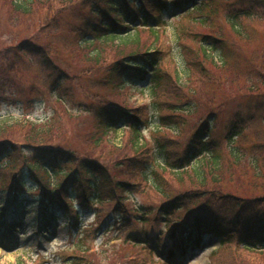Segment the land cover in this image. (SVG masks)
Returning <instances> with one entry per match:
<instances>
[{
    "label": "rangeland",
    "instance_id": "rangeland-1",
    "mask_svg": "<svg viewBox=\"0 0 264 264\" xmlns=\"http://www.w3.org/2000/svg\"><path fill=\"white\" fill-rule=\"evenodd\" d=\"M199 1L202 0H197ZM241 4L239 0H214L213 6L218 9V12L206 15L210 19L205 23L179 17L175 14L176 12H173L163 16L164 20L172 23V27L165 26L156 30L154 34L148 30H140L135 43H122L119 39L113 42H102L103 40L99 39L92 44H83L76 38L66 41L67 38L62 39L59 36L60 32L65 31L63 28L68 29L70 23L72 24L76 19L81 20L86 14L84 0L69 3L41 2L34 8V15L30 18L15 17L8 8L1 6L0 51L14 50L18 44L26 40L39 46L43 56H52L51 50H60L58 55L61 59L57 57L55 59L75 69H79V66L93 65L94 67V56L95 60L97 59L96 62H112L119 57V49L126 53H138L144 50L161 53L160 64L162 75L165 77L162 83L163 88L156 92H150L146 89L148 86L143 84L125 85L122 89H116L113 92L108 88L90 86L86 80L82 81L85 88L107 97L114 105L142 109L143 118L150 119L141 131L138 151L132 146L133 136L130 129L110 130L100 149L96 150L98 154H91L90 157L106 166L116 180L137 182L138 177L135 172H139L138 161L139 156H142L141 149L148 148L152 152L157 139L169 149L173 148L175 151L183 149L192 142L194 132L205 122L208 112L213 111L216 116L211 122V138L217 142L216 149L220 151L223 166L219 176L220 183H213L208 177L207 187L210 191L227 197L226 200L211 202L213 205H224L221 209L227 211L235 201L229 196L231 194V196L248 197V199L264 194L250 179L249 170L244 167L245 163L232 166L230 156L232 149L239 148L247 152L244 159L249 158L254 151L251 148L253 144L264 141V124L260 122L242 123L238 122V116L235 117L239 110H242L245 118L247 117L245 110H247L249 99H256V95L254 97L240 95L225 101L218 107L208 104L211 98L224 94L229 82L225 84L228 76L225 74L221 76L214 71L211 74L218 76L220 80L205 82V61L198 62L201 59L198 53V40L209 34L234 40L236 49L245 53L248 59H252L250 56L253 53L264 48V20L258 17H242L240 22L242 27L246 28L244 32L247 39H240L230 28L225 15L231 11L243 9ZM202 15L205 16L203 13ZM154 16H157V13ZM67 37H71L70 34ZM187 51L190 52L187 54ZM184 54L187 57L194 55L199 66L204 68L201 74V70L193 68L191 73L184 75L182 70L189 68ZM42 55L35 59H41ZM35 59H21L20 64L11 73V81L0 83V123L10 126L13 123L27 120L41 127L51 121L50 127L53 132L51 134L55 135V138L65 140L82 154H88L89 151L93 153L84 140L86 135L96 128L98 120L92 113L83 112L80 103L92 101L94 94L89 93L82 96L80 89L75 91L78 94L76 102L58 101L57 96L50 92L47 74L37 65L38 60L35 61ZM243 66L242 61L233 65L234 71H239L244 79L247 74ZM223 72L226 73L225 70ZM176 74L182 79L179 83H184V85H179L182 87L181 92H176L177 88H175L173 90L176 93H170V89L177 82ZM168 80L170 83L166 84ZM187 86L191 88L190 91ZM24 91L30 93L23 95ZM258 91L264 92V87ZM190 92H195V94ZM252 92L257 91L252 90ZM238 103L242 106L239 107ZM175 106L187 110L186 112H174L172 107ZM253 111L255 110H251ZM161 116L166 118L165 123L157 119ZM25 128L27 127L14 126L11 131L23 133ZM239 130L243 132L236 138L234 137V143H231L228 137ZM15 155L18 154L15 153ZM130 157H134V160L128 162ZM2 164L8 166L5 162ZM163 169L157 164V170L168 180L171 192L191 189L187 180L188 176H183L178 180L177 173ZM128 170H133L131 171L134 175L133 179L125 175ZM8 172V167L2 171L5 176H8ZM24 185L32 189L37 184L28 179ZM4 186L11 188L12 185L0 183V187ZM20 189L17 187L16 192L20 195L19 200H24V204L19 203L23 206L21 208L16 203L12 204L14 190L5 188L0 191V264H166L162 259L166 254L164 243L150 242L154 250L151 252L140 243L143 240L138 232L145 227V233L150 234L151 237L165 227L166 221L170 223L167 226L170 229L177 220L181 221L186 215H190L183 210L175 212L172 218L150 215L148 224L142 226L133 223L128 218L125 222L123 216L117 214L114 201L94 203L88 207L74 202L73 206L78 215L74 216L71 212V217L61 218L59 224H46L42 230H38L36 226L39 218L36 208L38 191L33 189L26 192V196H22ZM129 197L126 204L120 206L125 213L132 211L131 208L134 205L144 206L150 211L163 201L162 194L145 182H142ZM261 204V202L253 201L249 209H255ZM12 205H14L13 208ZM125 213H123L124 217ZM8 216L11 219L9 223L5 222ZM67 221L71 223L68 224ZM252 230H254L253 227H248L244 229V232L249 234ZM230 231L232 228H229ZM234 236L236 237H228V242L223 245H220L223 237H206L201 247H193L188 254L187 261L175 260L170 264H215L227 255L231 256L222 260L223 264H264V252L259 249H246L242 243H238L240 241L238 236L236 234ZM134 237H137L139 241H130Z\"/></svg>",
    "mask_w": 264,
    "mask_h": 264
},
{
    "label": "trees",
    "instance_id": "trees-1",
    "mask_svg": "<svg viewBox=\"0 0 264 264\" xmlns=\"http://www.w3.org/2000/svg\"><path fill=\"white\" fill-rule=\"evenodd\" d=\"M45 1L69 3L78 0H0V8L1 6L8 8L15 17L30 18L34 15V8ZM213 3L214 0H204L201 3H197L196 0H89L88 2L84 0L87 12L81 20L79 19L80 23L78 24L79 20L76 19L69 24L68 29L63 28L65 31L60 32L59 36L62 39L67 38L66 41L76 38L83 44H92L99 39H102V42H113L119 39L122 43H135L140 30H148L154 34L156 30L166 26L168 22L162 19L165 14L176 12L175 14H179V17L188 20H198L204 23L209 21L208 16L218 12ZM239 3L243 5L241 9L243 13L241 10H234L227 13L225 18L240 39H247L244 32L246 28L242 27L240 19L258 17L264 20V0H239ZM155 13L157 16H154ZM69 34L71 37H67ZM234 43V40L216 34L204 35L198 40V53L201 56L198 62L205 61V82L220 80L218 76L211 74L213 71L221 76L223 74L228 76L225 84L229 82L224 94L211 98L208 104L218 107L225 101L240 95H252L251 97L256 95V99H249L247 110H245L247 117L242 115V110L235 112V117L238 116V122L242 123L260 122L264 124V92L258 91L264 87V48L253 53L250 56L252 59H248L245 53L236 49ZM41 52L42 49L39 46L26 40L18 44L14 50H1L0 83L11 81V73L20 64L21 59L34 60L42 55ZM51 52H53L52 56L42 55L41 59H35V61L38 60L37 65L48 76L50 92L57 96L58 101L66 103L76 102L78 94L75 91L80 89L82 96L89 93L94 94L92 101H82L80 106L83 112L92 113L98 120V124L84 140L93 153L89 151L88 154H82L65 140L55 138V135L51 134L53 133L50 127L51 121L41 127L29 121L13 123L10 126L0 123V183L12 185V187L17 185L21 188L22 196H26L25 193L33 189H36L38 194L42 191L43 215L39 222V230H42L46 224H59L61 218L71 217V212L74 216L78 215L73 206L74 202L88 207L94 203L114 201L117 214L123 216L125 222L129 219L142 226L148 224L150 215L172 218L173 214L180 210L188 214L194 212L192 218L187 219L188 215H186L181 220L182 222L177 220L170 229L167 227L170 223L166 221L165 227L151 237L150 234L145 233V227L139 230L138 235L142 236L143 240L140 243L151 252H153L151 249L153 247L150 246V242L158 241L166 244L164 258L168 263L175 260L186 261L193 247H201L206 237H223L221 242L226 243L229 240L228 237H236L234 236L236 234L240 240L238 243H244L245 248H257L264 251V194L248 199V197H235L231 196L232 194L221 192L235 200L233 205L225 211L221 209L224 205L211 204L212 201L227 199L224 195L212 192L207 187L208 177L213 183H220L219 176L223 166L220 151L216 149L217 142L211 138V122L215 119V112H208L205 122L194 132L192 142L183 149L178 151L173 148L169 149L158 139L154 143L155 147L152 152L148 148L141 149L142 156H139L138 161L139 172L134 171L138 177L137 182L116 180L106 166L90 157L91 154H98L96 150L100 149L108 131L119 128H128L132 131L131 143L138 151L141 131L143 126L147 125L148 119L143 118L142 109L120 108L107 97L85 88L82 81L86 80L90 86L108 88L113 92L116 89H122L125 85L137 84H144L148 86L146 89L150 92H156L163 88L162 83L165 77L162 75L160 64L161 53L147 50L126 53L119 49V57L112 62H96L97 59L95 60L94 56V67L93 65L79 66V69H75L55 59V57L61 59L58 55L60 50L55 49ZM189 52L187 51V54ZM91 56L89 57L92 58ZM184 56L189 64V68L182 70L184 75L191 73L193 68L201 70V74L204 68L199 66L194 55L187 57L184 54ZM241 61L244 63L243 70L247 74L244 79L243 75L239 71H234L233 67ZM224 70L226 73L223 72ZM175 79L177 82L170 89V93L181 92L182 87L179 85H184V83H179L182 79L177 74ZM169 83L170 80L166 82V84ZM175 88H177L176 92L173 90ZM187 88L188 91L191 90L189 86ZM252 90L257 92H252ZM28 92L24 91L23 95ZM190 93L195 94V92ZM186 110L180 106L172 107L174 112H186ZM251 110L255 111L251 112ZM157 119L165 123L166 118L161 116ZM235 122L237 123L236 120ZM14 126L27 128L23 130V133H14L11 131ZM242 132L239 130L231 134L228 137L229 141L234 143V137L236 138ZM251 148L254 151L246 160L244 158L247 152L239 148L232 149L230 151L231 164L238 166L244 162V167L249 170L250 179L264 193V141L253 144ZM15 153L18 155L16 156ZM133 160L134 157H130L127 161ZM3 162L8 166H4ZM157 164L161 169L166 168L177 173L178 180L183 176H188L187 180L191 189L171 192L168 180L157 170ZM6 167L9 171L8 176L2 173ZM131 171L133 170L126 171L125 175L133 179L134 175ZM28 179L37 185L32 189L25 187L24 184ZM142 182L150 184L152 189L162 194L163 201L150 211L144 206L134 205L131 208L132 211L125 213L120 206L126 204V200L130 199L129 196ZM3 188H10V186L0 187V190ZM19 197L20 195L17 194L16 204L18 205L24 201L19 200ZM253 201L262 204L255 209H249ZM230 202L233 201L230 200ZM245 210L247 211L244 212ZM123 213L126 214L125 217ZM67 223L70 224L71 221ZM248 227L254 229L249 233L250 235L244 232V229ZM229 228H232V231L229 232ZM130 241L138 242L139 239L134 237ZM230 256L220 258L215 264H223L222 260Z\"/></svg>",
    "mask_w": 264,
    "mask_h": 264
}]
</instances>
